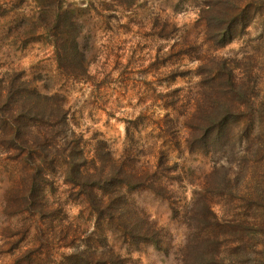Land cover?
Returning a JSON list of instances; mask_svg holds the SVG:
<instances>
[{"label": "rangeland", "instance_id": "1", "mask_svg": "<svg viewBox=\"0 0 264 264\" xmlns=\"http://www.w3.org/2000/svg\"><path fill=\"white\" fill-rule=\"evenodd\" d=\"M62 3L0 0V92L55 97L16 141L0 122V264H264V0ZM225 95L242 114L210 135Z\"/></svg>", "mask_w": 264, "mask_h": 264}, {"label": "trees", "instance_id": "2", "mask_svg": "<svg viewBox=\"0 0 264 264\" xmlns=\"http://www.w3.org/2000/svg\"><path fill=\"white\" fill-rule=\"evenodd\" d=\"M249 6H245V7L243 6V8L240 9L239 13L235 15V18L230 22H228L229 24L223 27L219 31L218 35L220 37L217 39L218 41H216L218 46L222 47L228 44L229 42L233 41L239 34L238 30L242 32L246 28L248 24V22L246 21V13H247L246 9ZM68 13H69V8H65L63 6L62 0H58V11L56 14L57 19L58 20L66 19L65 16ZM2 14L3 12L2 13L0 12V16ZM58 53L60 56L59 51ZM230 74H231V79H230L231 89L237 91L240 89V86L232 79L233 76L232 70L230 71ZM22 84H24L25 86L24 82H22ZM23 88L24 89L22 90L23 91L22 93L15 92L12 86L10 87L8 86L4 88L2 92H0V122L6 125L4 129L5 131L4 137L6 138V140H10V141L18 140V137H20L22 130L24 129V125L22 124V121L24 119L31 118V116L33 118L35 116H38L40 113H43L44 112L43 109H46V106L49 107L48 102L55 98L52 96L40 94L35 91L29 92L25 89V87ZM31 93H33V95H30ZM236 96L237 95H225L226 99L228 97V103L226 101L221 103V106L223 107V113L225 114L218 121H215L214 118L210 120L212 124V126L209 127L210 135L216 134L220 130L222 131L225 130L228 123L233 121L232 117H236L240 115L242 109L241 107H239L240 101ZM223 100L225 99H221V102ZM247 103H248L247 106H250L252 101L251 102L247 101ZM244 116L248 120V126H251L250 123L253 124L252 117L251 116L248 117L247 115ZM58 123L61 122L59 121ZM72 149H74V147ZM71 154L72 153H70V155ZM70 164L73 173V178L71 180L75 182L77 181L79 182L81 181V179H84V176H82L81 169H79L78 161L72 160ZM84 180H88V179H84ZM90 182L91 183L84 184L85 186H87V189L85 188L86 189L85 194L91 205L99 213V216L102 217L105 209L107 210L112 203L111 202L112 197H108L109 193L107 191V186L109 184L112 185V183L104 177L91 179ZM131 226H135V225L133 224ZM80 255L81 254L79 252L71 254L67 257V260L70 259L73 260L75 257H78ZM82 258L84 259V262L87 264H104L105 262L107 264H124L123 259L119 256L104 260L93 258L90 256H84Z\"/></svg>", "mask_w": 264, "mask_h": 264}]
</instances>
